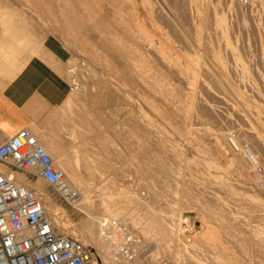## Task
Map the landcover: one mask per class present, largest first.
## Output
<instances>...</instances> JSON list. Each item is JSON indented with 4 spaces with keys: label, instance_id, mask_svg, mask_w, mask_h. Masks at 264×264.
I'll return each instance as SVG.
<instances>
[{
    "label": "rangeland",
    "instance_id": "rangeland-1",
    "mask_svg": "<svg viewBox=\"0 0 264 264\" xmlns=\"http://www.w3.org/2000/svg\"><path fill=\"white\" fill-rule=\"evenodd\" d=\"M178 1H179L180 5H179ZM209 1H211L210 3L212 5V7L215 8V11L213 12L212 8H208V11H206V21L201 20L199 23H196V26L194 27V29H193V27L190 28L189 23L186 22V18H184V26H185V28H187V30L184 28L186 32L183 31V33H182V31L181 32L178 30L176 31L174 26L170 23L167 12L164 11L165 9L163 7V4H164L168 8L171 7V8H169L170 10L174 9L177 11H180V10L182 11V9H183L182 3H184V5L186 3V1H182V0H169V1L168 0H0V30L1 31H8V30L12 31L13 29L14 30L16 29V30H19L20 33L22 34V36H20L19 38L16 39L17 40V43H16L17 48H10L9 53L8 52L4 53V57H2V60H3V62L7 63L9 60V55L15 56V57H11V62L17 63L20 60L21 61L26 60L31 55H34V54L39 55L38 54V47H39V49L43 52L42 59L45 60L46 63L50 67H52L60 76H62L66 80L68 85L70 84V86H71L73 83L79 85V86H77V89H75L73 91L69 90V92L65 95L61 104L45 110L43 118L41 119V122L39 123V125L41 127H44L43 129H46L49 132L50 128H47V127L52 126L54 128V129H52V131L53 132L56 131V133L58 135H65L66 134L68 137V139H65V142H67V144H68L66 146L67 147L66 149L71 153L73 151L74 152L77 151V154H79L80 156L85 154L84 152L82 154V151L80 149L81 148L85 149L86 147L83 148L84 146H80L77 143H78V141L79 142H82V141L87 142L88 141L89 146L88 145H86V146H87V149L90 150L89 154L93 153L92 155L95 154L94 155L95 157H102L101 152H103L105 154V152L103 150L104 147L102 146L103 143L100 140L99 141L97 140L94 143L92 141L84 139L87 134H90V132L86 131L87 125L85 124V121L82 118L84 117L85 120L87 119L88 121L93 122V124H94V126H96V128L93 129L94 131H91L92 134L98 133L99 136L103 135V137H101V138H104V139L107 138L106 139V143L108 142L107 151H108V153H110L111 156H113V157L115 156L114 157L115 158L114 166H116L115 168H117L115 170L116 176L119 177L121 175L122 176L124 175V177H127V178L129 177L128 179L132 180L133 182L135 181L136 188L138 191H140L139 194L141 195V197L146 198L148 196V190H147L146 186H144V184L145 183L150 184V185L152 184L151 186L153 188L157 189L160 193V195H158L159 197H157L158 202L164 198L163 199L164 202L168 201L166 203H169V202H170V204L172 203L171 205H174L173 207L175 208V211L178 213L177 214V216H179L178 218L185 220V218L187 219L191 216L194 217L195 224L193 226V230H195L196 233H198V234L202 231V226H201L202 222H201V216H200L199 212H200V210H202L207 214L208 219L212 222L211 224H212L213 228L221 233V235L220 234L219 235H220V239L222 240V244L225 243V244H223V246H225V248L227 249L226 250L227 254L228 253L230 254V255L228 254L229 256L227 255V256H223L221 258L219 257L220 259L217 258L218 261L221 262V264H234V263L235 264H243V263L244 264H257V263L260 264L261 262H262L261 264H264V255H262V254H264V250H261V253H260V250H256V248H252L250 246L249 247L245 246L243 241H241L242 237L244 235L243 231L240 232L239 228H237V227H234V228L230 227L228 229L227 228L223 229L224 226L222 228L219 227L220 224L222 226V223H224V222L227 223L229 221V219H230L229 217L231 215L238 214L240 217L244 218V216H247L250 212L256 211V210L258 211L259 207L261 208L260 205L264 204V191H262V189H264V160H262V159H264V155H262V154H264V151H262L264 149H262V148H264V147H262V145L257 142V140H256L257 138H255V135L251 136L250 133L247 131L249 128L248 124L246 123V125H245V122H242V119L237 114L232 112L233 111L232 109L225 107V105L223 104L224 100L229 102V104H233V101L230 99L228 92L224 90V88H223L224 86L221 85L220 82L215 80L214 77L211 75V73H207V72L206 73H204V72L199 73L198 79L201 80V82H204V84H206L210 90L209 91L204 90L205 92L200 90L201 92L199 91V95L196 94L195 98L196 97L197 98L196 99L194 98L195 105L197 106V104H200L201 102L202 103H201V105H198L199 107L198 106L196 107L194 105L196 110H195V113H193V114H196V115H195V117L193 115L192 116L193 119L192 118L191 119L193 121L194 118H197L198 115H200L202 118L200 116H198L200 118L195 119L193 121L194 122L193 126H192L193 123H192L191 119H190L191 122L188 120V122L185 125L186 130L181 135L178 134L177 130H176V126H178L179 124L171 125V126H168V125H158L157 126L155 133L156 134L158 133L157 135H160L163 139H165L163 142L165 145H166V142L169 143V144H167V147H169V146L174 147L173 149L175 150V156L177 157V158L176 157L172 158L173 161H172V159L166 158V159H168L166 165L169 164L167 167L170 168L171 173L173 174L174 171L175 172L178 171L177 173L179 174V176L177 173H176V175L174 174L175 177L171 181L167 182L168 183L167 184L164 181V178H163L164 175L160 174L161 172L156 173V176H155V174H152L150 176L144 175V177H142L143 174H138V172H137V161H136L137 159L135 157L134 151H135V146H136V135L140 131H139L135 122L143 119L140 117H146V118L152 117L151 111L148 110L147 108H145L140 102V100H142L141 94L143 92L142 85L139 83H136L132 86H125V85L121 84L120 82H118V80L115 78L116 75L114 73H110L112 71L109 70V69H111L110 68L111 64L113 65L115 61H118V58L114 54V51H112L106 47V44L104 42V38H111L114 35V37L111 38L112 43H114V44L124 43L125 42L124 40H121V41L117 40V37L119 38V36L116 35L115 29L121 23H125V24H132L133 30L134 29L135 30L136 29H140V30L146 29V31L148 30L147 33L149 36H151V39L153 41L154 40L156 41L159 37H160L159 39L166 40L167 39L166 37H168V40L169 41L171 40L170 42H174V43L177 42L176 45H178L179 42L182 40L184 43L183 44L184 45L183 46L184 52H186L192 56H195L194 52H196L197 57H199L200 59H204L205 56L207 55V52H205V48H203V49L201 48L199 51H198V49H193V47L190 44H188L189 42H187V39L184 37H187V38L192 37V39L195 38V40L197 38L198 40L201 41L202 44H204L203 47L210 46V47L214 48L215 51H218L219 53L221 52L220 55L223 57V60L227 63L228 66L232 60L231 56H230V54H231L230 52L237 53L240 56L241 60H243L245 63H248V64L250 63L249 65L246 64V66L248 67L247 68L248 75L250 76V79L251 78H252L251 80L254 79L253 81L255 82L257 79V76L252 77V75H256L257 69H259V67L257 65L259 63H257L258 60L256 61V59L259 58V55H260L259 53L262 52V50H264V41H261V40H264V28H261V27H264V13H262L261 8H260V6H264V4L260 5L258 2L252 3L251 2L252 0H248L249 5L248 4L243 5L241 3V0H232V2H230V0L229 1L228 0H225V1L224 0L223 1L222 0H214L215 3L213 0H209ZM156 2H157V4H156ZM227 2H229L230 4ZM111 3H114V5ZM234 3H237L238 5H236ZM257 3L259 4L258 6H257ZM261 3H264V1H262ZM159 4H161V5H159ZM252 4H254V5L252 6ZM154 5H156L157 8ZM237 6H239V7L241 6V7L239 8ZM153 7L156 8V10H154ZM242 7H244L245 9ZM101 9H104V12H102V13H105L104 14L105 15L104 16V18H105L104 22L102 20H100L101 19L100 15H102V14H99L100 13L99 11H101ZM253 9H256V11L257 10L258 11L257 12L255 10L253 11ZM262 10H264V9H262ZM155 11L157 13H159L160 15L162 12V15L159 17L155 16V13H156ZM210 11H211V13H208ZM215 12H216L217 20H215ZM217 12L219 13V15L217 14ZM66 13L68 15H71L72 13H78L79 17H81V15L83 14L85 16H90V19L86 17L84 20L80 21L81 24H79V23L75 24L74 29L67 30L66 29L67 27L65 26V21L68 18V15ZM207 13L210 15H208ZM256 14H257V16H256ZM156 15H158V14H156ZM208 16H209V18H208ZM211 17H213V18H211ZM221 17L223 18L222 21H224L222 23L226 24L225 30L221 29L219 26L218 18H221ZM99 20H100V24L98 25L99 31H97L95 23H97ZM248 20H249V22H248ZM165 22L168 25H166ZM215 22H217V23H215ZM257 22L259 23V26H258ZM210 24H212V25H210ZM233 24H235V25H233ZM83 25H89V26L92 25L90 34L82 28ZM197 25H198V27H197ZM238 25H239V27H238ZM187 26H189V28ZM227 26H231L229 28L230 30L228 29ZM167 28H169V29H167ZM196 29H197V31H196ZM258 29H261L262 32H260V30H258ZM108 30L110 33H107ZM237 30H238L239 34L236 32ZM185 33H187V34H185ZM256 33H258V34H256ZM111 34H113V35H111ZM235 34L237 36H235ZM181 35H182V37H181ZM241 35H243V36L241 37ZM239 36L241 37V39ZM178 37H179V39H178ZM114 38H116V39H114ZM242 38H243V40H242ZM259 38H261L260 41L258 40ZM177 39L180 41H178ZM175 40H176V42H175ZM113 41H115V42H113ZM261 42H262V44H261ZM48 44H51V46H53L54 48L57 49V52L55 54H54V52L51 51V49H50V51L47 50ZM247 44H249V45H247ZM215 45H216V47H215ZM239 46L240 47L242 46L241 50L239 49ZM31 47H32V49H31ZM225 48H228V49H225ZM259 49H260V52L258 51ZM242 51H244V52H242ZM240 53H242V54H240ZM254 53H255V55H254ZM107 54L109 55V57H113V58H111L112 59L111 62H110L111 59H109ZM245 54H247V55H245ZM241 55L243 58L241 57ZM250 60H251V62H250ZM81 62H83V64H81ZM108 62H110L111 64H109ZM207 64H208V62H207ZM232 65L233 64H231L230 66H232ZM255 65H256V68H255ZM77 66H79V67H77ZM259 66L261 68L260 64H259ZM73 67H74L73 71H69V69L71 70V68H73ZM250 67H252L253 73H252L251 69H249ZM75 68H77V69H75ZM255 69H256V71H255ZM75 70H79V71H75ZM84 71H87V72H84ZM232 71H230L231 73L228 72L227 79H229V82L233 83L235 81V83H237V79H238L237 77L238 76H236V74L239 75V72L233 71V72H235V74H233L235 76H233ZM250 73H252V75ZM104 82H105V85H104ZM103 85L105 87L112 86L114 88H117L118 92L120 94L122 93L123 95L128 97L129 102L128 103L116 102V100H114L113 103L109 102V104H108L106 102L108 100H105V98L104 99L100 98L98 100H94V102H91V100L88 99L86 96V90L87 91H94L98 88L99 89L102 88V90H105L106 88L103 87ZM217 87H219V88L221 87L220 90H218ZM74 91H75V93H74ZM219 91H221V92L219 93ZM205 94H207V95H205ZM208 95L210 97H206ZM67 100H69L70 103H67ZM203 101H204V104H203ZM210 101H211V103H210ZM205 102H206V104H205ZM93 103L97 105V106L95 105L97 110L93 108V111H91L92 109H90V107ZM103 103H105L107 106L104 105ZM200 106H202L201 109H199ZM123 108L124 109L127 108V112H121L120 109H123ZM209 108H211L213 110V114H214L213 117L211 115L212 113L210 111L209 112L207 111ZM215 108L216 109L219 108V109L216 110ZM83 110L85 111V113L83 112ZM134 110L137 113V115L134 112ZM200 110H201V112H200ZM214 110H216L215 111L216 117H214L215 116ZM88 111L89 112L91 111V112L88 113ZM97 111H99L100 117H99V115H97L98 114ZM197 111H199L200 114H198ZM82 112L84 113L83 117H82V115L81 116L79 115V113L83 114ZM233 113L235 116L233 115ZM203 116H204V118H203ZM135 117L137 118V120H135ZM97 119H99V122ZM203 119H204V121H202ZM236 121H239V122H236ZM208 122L211 125H209ZM233 124H235L236 126ZM135 125H136L137 129L135 128ZM219 127L222 129H220ZM194 128H196V129H194ZM208 128H210V129H208ZM195 130H197V131H195ZM202 130H203V133L200 132ZM217 130H218V133H217L218 135L216 134ZM243 130L245 132V135L243 133ZM193 131H195L197 134ZM206 131L210 132V134H211L210 136H216V137L221 135V134L223 135L224 133H226V137H227V135H230L231 137H233L236 140V142L239 144V149H240L238 151L244 152V154H242V152L240 153V154H242L241 157L244 159V161L242 162L243 170H242V168H241V170L240 169L237 170L236 168H228L225 170V171L228 170L227 171L228 173L225 172L224 169H223V171L222 170H216V172L212 170V175L216 176V179L213 176L211 177L210 180H207V181L203 178L206 175L205 173L207 170L203 164V162L205 160H203V158L199 154L196 155V152H197L196 149L197 148L203 150V152L205 151L206 155H204V156L208 159L209 158L210 159L216 158V156L218 155L217 158L218 159L221 158V159L216 160V161L222 162L224 160V159H222L223 157L222 156L220 157L219 154H217L216 156H212V155H215L216 153L214 154V152H213V148L210 145L211 143L208 140V138L210 136H208V134H206L207 133ZM213 131L215 132V134H213L214 133ZM254 131L256 133H258V131H259L260 132V133H258L259 137L264 138V131H260V130L257 131V129H254ZM191 132H193V133H191ZM32 133H33V135L37 134L36 131H32ZM242 133H243V138H242ZM198 134L201 138L206 137L207 140H206V138H205V141L203 139L200 140V137L197 136ZM222 135L220 136L221 137L220 141L223 142L224 146L228 150L230 149V151H228V152L230 153L232 150V152L234 154H236L237 150H234L233 147L231 145H229L228 142L225 144L224 140H226V137L224 135L223 136ZM179 137H180V139H179ZM222 137H224L223 138L224 140L222 139ZM187 139H188V141H187ZM189 140L191 142L192 141L193 142L191 143V142H189ZM90 143H92V144L90 145ZM227 144L231 148L226 146ZM213 145H214V147H216V149L219 150V148H218L219 146L217 144L214 143ZM253 145H254V147H253ZM190 147L192 149H190ZM127 153L129 155H127ZM161 153L162 154H160V155L168 156L167 155L168 151H166L167 154H165L164 151ZM121 154H122V156H121ZM253 154H254V156H253ZM108 155L109 154H107V156ZM258 155L259 156L261 155V157H259ZM257 157H259V159ZM252 160L254 162L255 161L256 162L254 163ZM257 160L258 161L260 160L259 163ZM173 162H176V163H173ZM244 162H246V163H244ZM190 165L193 167V168H191L192 170L191 169L189 170V168L191 167ZM188 166H189V168H188ZM246 166H247V168H246ZM257 167H261L262 171L260 173L256 172ZM135 169H136V171H135ZM126 170H127V172H126ZM119 171L123 174H121ZM196 171H197V173H196ZM240 171L242 172V174H240ZM136 172H137V174H136ZM213 172H215V173H213ZM190 175L192 177L191 179L189 178ZM224 177H225V180H224ZM188 178L190 180H188ZM198 178H200V179H198ZM195 179H196V181H194ZM250 179H251V181H250ZM183 180H185V182ZM173 181H175V182H173ZM41 182L45 186L46 190L48 192H50L54 201L56 203H58V205L60 206V208H61L60 210L62 211V214H65L66 216H68L69 219L73 222H77V221L79 222V221L84 220L86 218V215L84 213H82L79 210H77L73 207H70V206L66 205L64 202H62L59 199L57 193L55 192V190L53 189V187L51 185H49L48 183H46L43 180ZM190 182L192 184H190ZM194 182H195V184H194ZM186 183H187L188 188L185 185ZM197 185H198V188H197ZM194 186H196V187H194ZM205 186H207V187H205ZM182 189H183V191H182ZM218 189H219V191H218ZM185 190H187V191H185ZM190 190H191L192 194H191ZM161 191L163 193H161ZM253 193H254V195H253ZM162 195H163V197H162ZM202 195L205 198H203ZM183 196H184V199H183ZM160 198H162V199H160ZM199 198L201 201L199 200ZM209 198H211V199H209ZM224 198L226 200H224ZM215 199H216V201H215ZM169 200H171V201H169ZM242 200H244V201H242ZM249 200L253 201L254 204L256 203L259 205V202H261V204L257 207L252 206V208H251L250 204H247V202H246ZM163 201H161L160 203H163ZM206 201H208V202H206ZM213 201H215L217 204L215 202L213 204ZM182 202L185 204V206H184V204H182ZM209 202H211V204ZM203 203L206 205V207ZM208 203H209V205H208ZM236 203H238V204H236ZM229 204H230V206H229L230 208L227 207ZM179 205H181V207L183 209ZM213 205H214V207H213ZM234 205H236V206H234ZM191 206H192V208H191ZM219 206L221 207V209L222 208L223 209L219 210V208H220ZM262 207H264V206H262ZM176 208H179V209L177 210ZM236 208H237V210H236ZM246 209H249V210H247V213H245ZM213 210H215V212ZM250 210H252V211H250ZM225 211L227 214L225 213ZM239 211H240V213L242 212L241 213L242 215L239 213ZM145 230L147 233L146 236H148L149 239L147 238L146 245L144 244V246H142L140 248V252L141 253L143 252L142 253L143 256L140 257V260H143L142 261L143 264H146V262H147V264H175V262H178L176 264H183V263L184 264H197L196 260L193 259L192 257L190 258V256L188 255V252H190V251L186 250L184 246H180V245L175 246L179 250L177 251L176 255L174 256L175 262H173V258H172L173 256L171 257L167 251L165 252L163 250V246H165L167 244L166 243L165 244L164 243L163 244H157L156 241L152 240L153 236L151 237V235H153V234L155 236L159 235L157 230L153 229L149 226L147 228H145L144 231ZM59 231L64 232L63 228H61V227H59ZM230 231H231V233H230ZM232 231H233L235 236L233 235ZM226 234H228V235H226ZM69 235L78 238L84 245L91 247L96 254L98 264H103V263H101L102 262L101 258L98 256L95 249L92 246L84 243L81 240L80 234L70 232ZM173 237L174 236H172L170 239L173 240L174 239ZM228 238H229V240H228ZM232 239H233L234 243H233ZM237 239L239 240V242L237 241ZM178 242H174V241L172 242L171 241L170 242L171 246L168 249H170L172 247V245H175ZM236 246H238V247H236ZM196 247H198V246H196ZM155 249L157 250L156 255L151 256V253L154 252ZM170 250H174V249L171 248ZM198 250H200V248L199 249L195 248V251H194L197 258L201 257V258L206 259L207 262L205 261L206 262L205 264H207L208 262H209L208 264H215V262H211V260L209 258H206L207 257L206 255L203 256L201 251H198ZM234 250H237V251H234ZM197 251H198V253H197ZM252 255H254L255 257ZM257 255H258V257H257ZM211 256H213V255H211ZM145 257H147L146 261L144 260ZM247 257L250 259H248ZM222 258H223V260H222ZM244 259H246V260H244ZM190 261H191V263H190ZM193 261H194V263H193ZM213 261H216V264H220L217 260H213ZM157 262H160V263H157Z\"/></svg>",
    "mask_w": 264,
    "mask_h": 264
},
{
    "label": "bare ground",
    "instance_id": "bare-ground-1",
    "mask_svg": "<svg viewBox=\"0 0 264 264\" xmlns=\"http://www.w3.org/2000/svg\"><path fill=\"white\" fill-rule=\"evenodd\" d=\"M182 1H186V3L184 5V3L181 2L183 4L182 5L183 9H182V11L180 10L181 12L174 10L173 8H172L173 10H170L169 8H171V7L168 8V7H166V5H164L162 3L163 7L165 9L164 11L167 12L170 23L174 26L176 31L177 30L180 32L182 31V33H183V31H185V29L187 30V28H185V26H184V18H186V22L189 23L190 28L193 27V29H194V27L196 26V23H199L201 20L206 21V11H208V8H212L213 12L215 11V8L212 7V5L210 3L211 1H209V0H182ZM262 1H264V0H252L251 2L252 3L258 2L261 5V4H264V3H261ZM230 2H232V0H230ZM178 3H179V1H178ZM214 3H215V1H214ZM227 3H229V2H227ZM258 3H257V6L259 5ZM111 4L114 5V3H111ZM156 4H157V2H156ZM234 4L238 5L237 3H234ZM159 5H161V4H159ZM179 5H180V3H179ZM253 5L254 4H252V6ZM154 6H156V5H154ZM237 7H239V6H237ZM156 8H157V6H156ZM156 8H154V10H156ZM242 8H244V7H242ZM260 8H261L262 13H264V10H262V9H264V6H260ZM254 10L256 11V9H253V11ZM208 13H211V11ZM156 14H158V15H156ZM217 14L219 15L218 12H217ZM161 15H162V12H161ZM161 15L157 12L155 13V16H157V17H159ZM208 15H210V14H208ZM256 16H257V14H256ZM213 17H211V18H213ZM208 18H209V16H208ZM222 19H223L222 17L218 18L219 26L221 29L225 30L226 24L222 23V22H224V21H222ZM100 20H102L104 22L105 21L104 16H101ZM100 20L95 25L97 28V31H99L98 25L100 24ZM215 20H217L216 12H215ZM248 22H249V20H248ZM215 23H217V22H215ZM166 25H168V24L166 23ZM198 25H197V27H198ZM210 25H212V24H210ZM233 25H235V24H233ZM231 26H227L228 29ZM258 26H259V23H258ZM187 27L189 28V26H187ZM238 27H239V25H238ZM261 28H264V27H261ZM167 29H169V28H167ZM258 30H260V32H262L261 29H258ZM147 31H146V29L145 30H140V29H136V30L134 29L133 30L132 24L121 23L115 29L116 35L119 36V38L116 35L115 36L117 37L118 41L124 40L126 43L125 42L121 43V44L112 43L111 38L114 37L113 34H111V35H113V37H111V38H104V42L106 44V47L109 48L110 50L114 51V54L118 58V61H115L114 64L112 65L110 62L112 61L111 58H113V57H109V55L107 54L109 59H111L110 62H108L109 64H111V66H110L111 69H109V70H111L112 72H110V73H114L116 75L115 78L118 80V82H120L121 84H123L125 86H132L136 83L141 84L143 92L141 94L142 100H140V102L145 108L150 110L151 114H152L151 118L140 117L143 119L135 122L139 131H140L136 135V146H135V151H134L135 157L137 159L136 161H137V172H138V174H143V176L141 175L142 177H144V175L150 176L152 174H155V176H156V173L161 172L160 174L164 175V177L163 176L162 177L164 178V181L166 183L171 181L175 177L174 174L176 175V173L178 171L176 170L177 172H175L173 170L175 173L173 172V174H172L170 171V168L167 167L169 164L166 165L168 159H172V158L176 157L175 156V150L173 149L174 147H171V146L167 147V144H169V143L166 142V145L163 143L165 139H163L160 135H157L158 133L157 134L155 133L156 128L158 125L171 126V125L179 124L178 126H176L177 133L180 135L184 133V131L186 130V127H185L186 123L188 122V120L190 121V119L192 118L193 115H194V117L196 115V114H193V113H195V110H196V108L194 107V105H195L194 98H195L196 94L199 95L200 90H202V91H204V90L209 91L210 90L209 87L206 84H204V82H201V80L198 79L199 73H202V72L211 73V75L214 77V79L217 80L218 82H220L221 85L224 86V87L223 86L222 87L224 88L225 91L228 92L230 99L233 101V104H229V102H227L226 100L223 99L224 97L222 98L224 100L223 104L225 105V107L232 109L233 110L232 112L237 114L242 119V122H245V125H246V123L248 124L249 128L247 131L250 133L251 136L255 135V138H257L256 139L257 142L259 144H261L262 147H264V138H260L259 134H258V133H260L258 130L264 131V50H262V52H260V49L258 50L260 52L259 53L260 55H259V58L256 59V61L258 60L257 63H259L261 65V68H260L259 64H257L259 69H257L256 75H252V73H253L252 67L249 68L252 71V73H250L252 75V77L257 76V79L254 77L256 79V81L254 82L253 81L254 79L251 80L252 78L250 79V76L248 75V70H247L248 67L246 66V64H248V63H245L243 60H241L240 56L237 53L230 52L231 53L230 56H231L232 60L229 64V66L231 64H233V65L229 67L227 65V63L223 60V57L220 55L221 52L219 53L218 51H215L214 48H212L210 46L205 45L206 47H203L204 44H202L201 41L198 40L197 38L195 40V38L192 39V37L191 38L184 37L187 39V42H189L188 44H190L193 47V49H198V51H199L201 48L202 49L205 48V52H207V55L205 56L204 59H200L199 57H197L196 52H194L195 56H192V55L184 52V47H183L184 43L182 40L181 41L178 40L179 37L177 39L178 41H180L178 45H176V43H177L176 40H175L176 43L170 42L171 40L169 41L168 37H166L167 38L166 40L159 39L160 38L159 37L156 41L155 40L153 41L151 39V36L148 35ZM196 31H197V29H196ZM236 32L238 33V30ZM107 33H110L109 30L107 31ZM258 33H256V34H258ZM185 34H187V33H185ZM182 35H181V37H182ZM235 36H237V35L235 34ZM242 36L243 35H241V37ZM241 37H240V39H241ZM114 39H116V38H114ZM242 40H243V38H242ZM258 40L260 41L261 38H259ZM261 41H264V40H261ZM113 42H115V41H113ZM261 44H262V42H261ZM247 45H249V44H247ZM215 47H216V45H215ZM241 47L239 46L240 50H241ZM225 49H228V48H225ZM242 52H244V51H242ZM240 54H242V53H240ZM245 55H247V54H245ZM254 55H255V53H254ZM241 57H242V55H241ZM207 62H208V64H207ZM250 62H251V60H250ZM81 64H83V62H81ZM77 67H79V66H77ZM255 68H256V65H255ZM73 69H74V67L71 68V70L69 69V71H73ZM75 69H77V68H75ZM232 70L239 72V75L236 74V76H238L237 77L238 78L237 83H235L234 80H233L234 81L233 83L229 82V79H227L228 72H230ZM75 71H79V70H75ZM233 71H232V75L235 74V72H233ZM255 71H256V69H255ZM84 72H87V71H84ZM233 76H235V75H233ZM104 85H105V82H104ZM104 85H103V87H105ZM105 88H106L105 90H102V88H100V89L98 88L94 91H87L86 90V96L88 99L91 100V102H94V100H98L100 98H103V99L105 98V100H108V101H106L108 104H109V102L113 103L114 100H116V102H124V103L129 102L128 97L123 95L122 93L120 94L118 92L117 88H114L112 86H108ZM220 88L217 87L218 90H220ZM70 91H73V90H70ZM220 92L221 91H219V93ZM74 93H75V91H74ZM205 95H207V94H205ZM206 97H210V96L208 95ZM204 101H203V104H204ZM67 103H70V101L67 100ZM105 103H103V104L106 105L107 103L106 104ZM201 103L197 104V106L201 105ZM210 103H211V101H210ZM93 104L90 107V109H92L91 111H93V108L96 109V106H97L96 104H94V105ZM205 104H206V102H205ZM201 107L202 106H200L199 109H201ZM218 109H216V110H218ZM120 110H121V112H127V108L126 109L123 108ZM216 110H214V113ZM207 111L208 112L210 111L212 113V114L211 113L210 114L213 117V115H214L213 110L211 108H209ZM83 112L85 113L84 110H83ZM90 112L88 111V113H90ZM97 112H98L97 115H99V111H97ZM134 112H135V110H134ZM197 112H198V114H200L199 111H197ZM200 112H201V110H200ZM84 113L83 114L79 113V115L80 116L82 115V117H83ZM234 113H233V115H234ZM136 115H137V113H136ZM198 116H200V115H198ZM198 116H197V118H194V120L201 117V116L200 117H198ZM99 117H100V115H99ZM136 117H135V120H137ZM214 117H216V113H215ZM203 118H204V116H203ZM82 119H84L85 124L87 125L86 131L90 132V134H87L84 139L92 141L94 143L97 140L98 141L100 140L103 143L102 146L104 147L103 150L105 152V154L103 152H101L102 157H95L94 156L95 154L92 155L93 153L89 154L90 150H88L87 146H86L89 144L88 141L87 142H84V141L79 142L78 141V143H77L80 146H84L83 148L86 147L85 149H82V148L80 149L82 151V154H83V152L85 153L82 156L77 154V151L76 152L73 151L72 153L69 152L66 149L67 148L66 146L68 144H67V142H65V139H68L67 135L66 134L65 135H58L56 133V131H54V132L52 131V129H54L52 126L47 127V128H50L49 132L46 129H38V130H32V131L37 132V134L34 136L44 146L45 150L52 157L55 164L60 169L63 170L67 183L72 188L77 190V192L79 194V198H78L77 202L72 207L79 210L80 212H82L86 215V218L84 220H81L79 222L78 221L73 222L69 219L68 216H66L65 214H62V211L60 210L61 209L60 206L58 205V203H56L54 201L50 192H48L46 190L45 186L41 182L42 181L41 179H37L32 184L30 182V180L25 175L17 174V176H16V180L18 183L35 189L36 192L40 195L45 213H46L49 221L51 222V224L55 228H57L58 232H61V231H59V227H61L64 230V232H62V233L66 234V235H69L70 232L80 234L81 240L84 243L92 246L95 249L96 253L101 258V261H102L101 263H103V264H143V262H142L143 260H140V257L143 256V254H142L143 252L140 255H136L134 257L129 258L128 255L125 254L126 252H119L118 253L117 251H118V249H120L122 247L136 248L138 251H140V248L142 246H144V244L146 245V242H147L148 236H146L147 233H146V230L144 231V229L147 228L148 226L153 228V229H156L158 234H159L158 236H155L154 234L151 235V237L153 236L152 240L156 241L157 244H163V243L167 244V245L163 246V250L165 252L167 251L171 257L173 256L172 257L173 262H175L174 256L176 255L177 251L179 250L175 246H178V245L184 246L186 250L190 251V252L187 251L188 255L190 256V258L192 257L193 259H195L197 264H205L207 261H206V259L201 258L199 256H198L199 258L196 257V254L194 253L195 248L196 249L200 248V250H198V251H201L203 256L206 255L207 256L206 258H209L211 260V262H215V264H216V261H213V260L218 261V259H220L221 257L227 256L229 254V253L227 254V251H226L227 249L225 248V246H223V244H225V243L222 244V240L220 239L221 233L213 228V226L211 224L212 222L208 219V216L204 211L200 210V212H199V214L201 216V222H202V225H201L202 231L198 234V233H196L195 230H193V226L195 224L194 217L191 216L187 219L185 218V220L178 218L179 217V216H177L178 213L175 211V208L173 207L174 205H171L172 203L171 204H170V202L166 203L168 201L164 202L163 201L164 198L163 199L160 198V199H162L161 201H163V203H160L161 201L158 202L157 197H159L158 195H160V193L157 189H155L151 186L152 184L151 185L146 184V183L144 184V186H146V188L148 190V196L146 198H144V197H141V195L139 194L140 191L137 190L135 181L133 182L132 180L128 179L129 177L128 178L124 177V175L123 176L121 175L119 177L116 176L115 170L117 168H115L116 166H114V164H115V158L114 157L115 156L114 157L111 156L110 153H108V151H107V145H108V142L106 143L107 138L106 139L101 138V137H103V135L100 134L101 136H99L98 133L92 134L91 131H94L93 129L96 128V126H94L93 122L88 121L87 119L85 120L84 117ZM99 119H97L98 122H99ZM192 119H191V121H192ZM193 121H192V123H193L192 126L194 125ZM202 121H204V119ZM239 121H236V122H239ZM136 125H135V128L137 129ZM209 125H211V124L209 123ZM233 125H235V124H233ZM196 128H194V129H196ZM208 129H210V128H208ZM220 129H222V128H220ZM254 129H257L258 133H256L254 131ZM32 131H31V133H32ZM195 131H197V130H195ZM195 131H193V132H195ZM193 132H191V133H193ZM200 132L203 133V130ZM217 133H218V130H217L216 134ZM243 133L245 135L244 130H243ZM243 133H242V138H243ZM206 134H208V136L211 135L209 131ZM213 134H215V132ZM221 135L217 136L219 139L216 136H210L208 138V140L211 143L210 145L213 148L214 154L216 153L215 155H212V156H216L217 154H219L220 157L222 156L223 157L222 159H224L222 162L216 161V160L221 159V158L220 159L217 158L218 155L216 156L217 159L216 158H213V159L209 158L208 159L204 156V155H206L205 151L203 152V150H201L199 148L196 149V151H197L196 155L199 154L203 158V160H205L203 162V164H204L207 171H206V173L204 172L206 174L205 175L206 177L204 176L203 178L206 181L210 180L211 177L213 176L212 170L215 172H216V170H222L223 171V169L225 171L228 168H236L237 170L238 169L241 170V168H242V170H243L242 162L244 161V159L241 157V155L244 154V152L241 151L242 154H240L241 152L238 151V150H240L239 144L230 135H227V137H226V133L223 134L226 137V140H224L223 139L224 137H222V139L225 141V144L228 142L229 145H231L234 150H237L236 154H234L232 152V150H231V152H230L231 154H230L228 152V151H230V149L228 150L224 146L223 142L220 141ZM197 136H199V134ZM205 138L200 137V140L203 139L205 141ZM179 139H180V137H179ZM206 140H207V138H206ZM187 141H188V139H187ZM189 142H191V141L189 140ZM214 143L219 146L218 147L219 150L216 149V147H214V145H213ZM91 144L92 143H90V145ZM226 146H228V144ZM253 147H254V145H253ZM229 148H231V147H229ZM190 149H192V148L190 147ZM262 149H264V148H262ZM165 150L168 151V154L166 153ZM163 151L168 156L164 155L165 156L164 157L163 155H160V154H162L161 152H163ZM262 151H264V150H262ZM107 154H109V155L107 156ZM254 154H253V156H254ZM127 155H129V154L127 153ZM262 155H264V154H262ZM121 156H122V154H121ZM259 157H261V155ZM259 157H257V158L259 159ZM166 158H168V159H166ZM262 160H264V159H262ZM172 161H173V159H172ZM259 161H258V163H259ZM173 163H176V162H173ZM244 163H246V162H244ZM188 168H189V166H188ZM191 168H193V167L191 166L189 168V170ZM246 168H247V166H246ZM3 169H4V166L0 164V170H3ZM135 171H136V169H135ZM227 171H225V172H227ZM126 172H127V170H126ZM137 172H136V174H137ZM215 172H213V173H215ZM196 173H197V171H196ZM121 174H123V173H121ZM240 174H242L241 171H240ZM178 176H179V174H178ZM213 177H215V179H216V176H213ZM189 178L190 179L192 178L191 175ZM189 178H188V180H190ZM198 179H200V178H198ZM185 180H183V181L185 182ZM224 180H225V177H224ZM194 181H196V179ZM250 181H251V179H250ZM173 182H175V181H173ZM191 182H190V184H192ZM194 184H195V182H194ZM185 185L187 186V183ZM194 187H196V186H194ZM205 187H207V186H205ZM187 188H188V186H187ZM197 188H198V185H197ZM187 190H185V191H187ZM182 191H183V189H182ZM218 191H219V189H218ZM262 191H264V189H262ZM190 192H191V190H190ZM161 193H163V192L161 191ZM191 194H192V192H191ZM253 195H254V193H253ZM162 197H163V195H162ZM202 197H203V195H202ZM203 198H205V197H203ZM183 199H184V196H183ZM209 199H211V198H209ZM199 200H200V198H199ZM224 200H226V199L224 198ZM169 201H171V200H169ZM215 201H216V199H215ZM215 201H213V204ZM242 201H244V200H242ZM206 202H208V201H206ZM246 202H247V204H250L251 208H252V206L257 207L261 204V202H259V205L256 203L254 204V202L250 201V200L246 201ZM209 203L211 204V202H209ZM209 203H208V205H209ZM182 204H184V203L182 202ZM236 204H238V203H236ZM179 206L181 207V205H179ZM184 206H185V204H184ZM229 206H230V204L227 207H229ZM234 206H236V205H234ZM260 206H261V208L259 207L258 211L257 210L256 211L250 210L252 212H250L247 216L243 215L244 218L240 217L238 214L231 215L229 217L230 218L229 221L227 223H225L223 221L224 223H222V226L220 224L219 227L222 228L224 226L223 229H226V228L228 229L230 227L231 228H234V227L239 228L240 232L241 231L244 232L242 240L240 239L241 241H243L244 245L247 247L250 246L252 248H256V250H260V253H261V250H264V207H262V206H264V204H261ZM205 207H206V205H205ZM213 207H214V205H213ZM191 208H192V206H191ZM176 209L178 210L179 208H176ZM220 209H221V207L219 208V210ZM236 210H237V208H236ZM247 210H249V209H246L245 213H247ZM213 211L215 212V210H213ZM225 213H226V211H225ZM239 213H240V211H239ZM230 233H231V231H230ZM232 233H233V231H232ZM226 235H228V234H226ZM233 235H234V233H233ZM128 236H130V237H128ZM172 236H174L173 240L170 239ZM76 239H78V238H76ZM228 240H229V238H228ZM171 241L172 242L173 241L174 242L179 241L175 245H172L171 248L174 250H170L171 248L168 249L171 246V243H170ZM232 241H233V239H232ZM237 241L239 242L238 239H237ZM233 243H234V241H233ZM196 246H198V247H196ZM236 247H238V246H236ZM198 251H197V253H198ZM234 251H237V250H234ZM156 253H157V250L155 249L154 252L151 253V256L156 255ZM211 255H213V256H211ZM262 255H264V254H262ZM252 256H254V255H252ZM257 257H258V255H257ZM146 259H147V257L144 258L145 261H146ZM248 259H250V258H248ZM222 260H223V258H222ZM244 260H246V259H244ZM191 261H190V263H191ZM218 262L221 264L220 261H218ZM157 263H160V262H157ZM176 263H178V262H175V264ZM193 263H194V261H193ZM146 264H147V262H146Z\"/></svg>",
    "mask_w": 264,
    "mask_h": 264
},
{
    "label": "built area",
    "instance_id": "built-area-1",
    "mask_svg": "<svg viewBox=\"0 0 264 264\" xmlns=\"http://www.w3.org/2000/svg\"><path fill=\"white\" fill-rule=\"evenodd\" d=\"M77 86L73 83L70 90ZM0 164L4 166L0 170V264H98L91 247L58 232L51 224L36 190L17 182V174L25 175L32 184L41 179L70 207L79 198L63 170L28 128L0 144ZM261 171V167L256 168V172ZM117 252H126L129 258L141 254L128 247Z\"/></svg>",
    "mask_w": 264,
    "mask_h": 264
},
{
    "label": "crops",
    "instance_id": "crops-1",
    "mask_svg": "<svg viewBox=\"0 0 264 264\" xmlns=\"http://www.w3.org/2000/svg\"><path fill=\"white\" fill-rule=\"evenodd\" d=\"M102 12L104 9L100 17L105 16ZM86 17L90 19L83 14L79 17L78 13L68 15L66 29H74L75 24H81ZM91 26L83 25L82 28L90 34ZM20 36L22 34L16 29L0 30V144L22 128L43 129L39 123L45 110L61 104L70 90V84L42 59L39 47V55H31L17 63L11 62V57L15 56L9 55L8 62H3L4 53L17 48L16 39ZM50 49L54 54L57 52L48 44L47 50Z\"/></svg>",
    "mask_w": 264,
    "mask_h": 264
}]
</instances>
